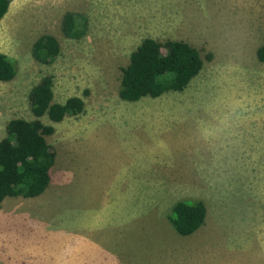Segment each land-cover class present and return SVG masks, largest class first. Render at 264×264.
Returning <instances> with one entry per match:
<instances>
[{"label": "rangeland", "instance_id": "rangeland-1", "mask_svg": "<svg viewBox=\"0 0 264 264\" xmlns=\"http://www.w3.org/2000/svg\"><path fill=\"white\" fill-rule=\"evenodd\" d=\"M67 12L86 18L80 40L61 32ZM44 34L60 46L49 65L31 56ZM147 38L213 58L182 92L122 101L121 69ZM262 45L264 0H11L0 53L17 74L0 83V139L9 120H34L27 98L45 76L54 102L84 109L41 119L51 181L2 202L0 264H264ZM198 201L204 224L180 236L173 207Z\"/></svg>", "mask_w": 264, "mask_h": 264}, {"label": "trees", "instance_id": "trees-1", "mask_svg": "<svg viewBox=\"0 0 264 264\" xmlns=\"http://www.w3.org/2000/svg\"><path fill=\"white\" fill-rule=\"evenodd\" d=\"M11 0H0V21L8 12ZM86 18L67 12L61 22L62 34L71 40H80L86 33ZM165 54L161 55L160 50ZM60 52L57 40L49 34L41 35L32 45L31 56L39 64L49 65ZM257 60L264 63V45L256 52ZM194 46L184 41L157 42L144 39L129 55L121 69L118 88L120 100L135 103L143 98L156 99L170 92H182L201 72L204 60ZM17 74L15 61L0 53V83L11 81ZM27 104L34 120L11 119L5 125V137L0 139V206L6 198H36L50 184V169L55 152L44 137L51 136L54 128L41 122L60 123L66 117L81 114L84 102L71 97L63 104L54 102L53 78L45 76L31 88ZM206 208L202 202H179L173 209L170 222L183 237L195 233L205 222Z\"/></svg>", "mask_w": 264, "mask_h": 264}]
</instances>
